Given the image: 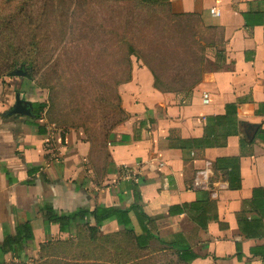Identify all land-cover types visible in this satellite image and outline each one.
<instances>
[{
    "label": "crops",
    "instance_id": "obj_1",
    "mask_svg": "<svg viewBox=\"0 0 264 264\" xmlns=\"http://www.w3.org/2000/svg\"><path fill=\"white\" fill-rule=\"evenodd\" d=\"M164 3L213 26L219 58L190 91L159 90L145 66L133 69L99 179L75 134L51 131L37 108L44 94L24 76L0 80V240L28 220L30 255L63 234L45 223L43 203L57 213L112 206L127 210L136 236L187 264H264V0Z\"/></svg>",
    "mask_w": 264,
    "mask_h": 264
},
{
    "label": "rangeland",
    "instance_id": "obj_2",
    "mask_svg": "<svg viewBox=\"0 0 264 264\" xmlns=\"http://www.w3.org/2000/svg\"><path fill=\"white\" fill-rule=\"evenodd\" d=\"M140 2L0 0V71L8 69L0 80L24 76L44 94L51 131L75 134L84 147L83 166L97 179L109 169L107 134L125 115L121 87L134 68L145 66L160 89L177 91L191 87L219 58L216 30L199 16ZM81 225L49 237L59 246L53 253H86L68 245L85 240ZM95 251L94 258L102 256ZM38 253L32 250L27 261Z\"/></svg>",
    "mask_w": 264,
    "mask_h": 264
},
{
    "label": "trees",
    "instance_id": "obj_3",
    "mask_svg": "<svg viewBox=\"0 0 264 264\" xmlns=\"http://www.w3.org/2000/svg\"><path fill=\"white\" fill-rule=\"evenodd\" d=\"M126 1L130 0H122V2ZM153 1L155 2L146 3L145 1L144 4L148 7L164 6L163 4H165L164 0ZM177 15L181 16L186 14ZM259 15V19H262L261 21L264 26V12H260ZM2 58H5V56ZM7 70L5 69L0 72ZM6 76L10 75L7 74ZM200 79L201 76L191 87L182 88L177 91H190ZM155 80L154 84L156 88L162 90L157 86ZM46 106V103L37 104V108L40 111ZM41 208L44 212L43 217L45 223L57 224L59 232L69 233L74 226L82 224L81 227H84L85 240L77 241V243L71 242L68 245L73 248L76 246V249L79 248L81 251L85 250L86 253H82L81 255L79 254L80 252L77 254L74 253L69 258L59 256L51 250L57 249L59 246L54 245L51 242L52 240L47 238L44 242L39 243L37 248L39 253L36 259L27 261L31 258L27 253L26 242L33 239V233L29 221L26 220L17 224L12 232L3 233L0 240V264H170L172 260L176 264H187L188 262V259H185L181 253L162 250L149 245L151 237H147L144 240L136 236L133 230L128 228L130 221L126 209L107 206L96 207L94 209L77 208L71 212L57 213L49 203H43ZM90 219L94 221V224L89 223ZM112 219L116 220L118 224L124 225V228L120 231L102 233L100 230L102 223ZM96 249L103 251L102 256L94 258L91 255V253H97L95 251ZM6 254L9 255L8 259L5 258ZM109 254L113 257H109ZM157 254L168 257L170 261H165L169 260L166 258H158L156 256Z\"/></svg>",
    "mask_w": 264,
    "mask_h": 264
},
{
    "label": "built area",
    "instance_id": "obj_4",
    "mask_svg": "<svg viewBox=\"0 0 264 264\" xmlns=\"http://www.w3.org/2000/svg\"><path fill=\"white\" fill-rule=\"evenodd\" d=\"M209 13L211 15H214V16H218L219 15V11L217 9H215V8H210L209 9ZM208 101H209V97H208V95L206 93H204L203 96H202V102L203 103H207Z\"/></svg>",
    "mask_w": 264,
    "mask_h": 264
}]
</instances>
